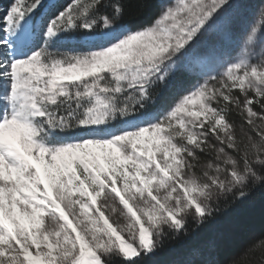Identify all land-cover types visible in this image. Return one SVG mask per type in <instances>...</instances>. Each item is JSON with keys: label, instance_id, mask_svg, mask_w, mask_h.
<instances>
[{"label": "snow or ice", "instance_id": "obj_1", "mask_svg": "<svg viewBox=\"0 0 264 264\" xmlns=\"http://www.w3.org/2000/svg\"><path fill=\"white\" fill-rule=\"evenodd\" d=\"M257 193L264 0L0 7V264H264Z\"/></svg>", "mask_w": 264, "mask_h": 264}, {"label": "trees", "instance_id": "obj_2", "mask_svg": "<svg viewBox=\"0 0 264 264\" xmlns=\"http://www.w3.org/2000/svg\"><path fill=\"white\" fill-rule=\"evenodd\" d=\"M9 0H0V6H6ZM63 3L64 0H61ZM230 221L237 229V242H246L248 239L264 231V198L257 193L251 200L232 210ZM157 257V264H167L168 261L178 259L183 245L173 242Z\"/></svg>", "mask_w": 264, "mask_h": 264}, {"label": "rangeland", "instance_id": "obj_3", "mask_svg": "<svg viewBox=\"0 0 264 264\" xmlns=\"http://www.w3.org/2000/svg\"><path fill=\"white\" fill-rule=\"evenodd\" d=\"M0 7H3V6H0ZM251 19V18H250Z\"/></svg>", "mask_w": 264, "mask_h": 264}]
</instances>
